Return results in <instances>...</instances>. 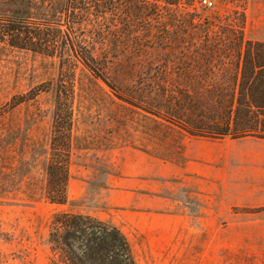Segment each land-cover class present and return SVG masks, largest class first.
Returning a JSON list of instances; mask_svg holds the SVG:
<instances>
[{"label":"rangeland","instance_id":"374dc122","mask_svg":"<svg viewBox=\"0 0 264 264\" xmlns=\"http://www.w3.org/2000/svg\"><path fill=\"white\" fill-rule=\"evenodd\" d=\"M201 1L106 0L104 17H85L71 35L102 43L109 72L94 79L81 65L76 71L65 206L43 199L54 102L38 91L56 83L58 59L0 44V264H67L49 240L58 213L117 227L136 264H264L251 253L260 245L248 239L250 210L232 208L219 221L210 211L203 221L169 215L215 206L189 196L195 183L175 167L197 142H217L192 135L225 129L227 102L242 91L238 47L264 43V0H211V8ZM153 183L154 215L105 201L109 190Z\"/></svg>","mask_w":264,"mask_h":264},{"label":"trees","instance_id":"16d2710c","mask_svg":"<svg viewBox=\"0 0 264 264\" xmlns=\"http://www.w3.org/2000/svg\"><path fill=\"white\" fill-rule=\"evenodd\" d=\"M178 2L165 0L168 7ZM106 6V0H0V44L57 58L59 62L56 83L48 90L38 91L50 92L54 102L49 157L44 165L43 199L50 205L68 203L72 105L78 65L94 79H102L109 72L102 43L86 44L71 35L86 24L85 17L102 19ZM237 57L243 62L242 91L227 102L225 129L192 136L264 140V43L245 42V51L240 45ZM231 122L235 129H231ZM51 224L50 244L66 255L67 264H136L126 237L114 226L71 213L55 214Z\"/></svg>","mask_w":264,"mask_h":264},{"label":"crops","instance_id":"0c3cea01","mask_svg":"<svg viewBox=\"0 0 264 264\" xmlns=\"http://www.w3.org/2000/svg\"><path fill=\"white\" fill-rule=\"evenodd\" d=\"M214 141L217 142H197L193 150L185 151L182 155L185 162L175 169L176 176L180 174L184 181H194V188L190 185L189 196L205 201L207 206L208 200H216L215 206L209 210L208 207H200V215L195 216L187 215L185 207L173 214L175 211L170 207L172 214L169 215L183 217L190 222L193 218L203 221L210 211L214 215L210 218L219 221V217L226 216L232 208H246L251 211L247 215L248 239L259 241L260 245L251 249V253L264 256V140L248 137ZM152 163V172L157 170L155 174H159V161L153 158ZM109 192L110 196L105 201L112 206L134 207L142 214L149 213L150 209L153 215L160 209V190L154 183L151 189L139 187L136 192L129 189ZM169 199L172 198H168V206Z\"/></svg>","mask_w":264,"mask_h":264},{"label":"built area","instance_id":"2783aa9c","mask_svg":"<svg viewBox=\"0 0 264 264\" xmlns=\"http://www.w3.org/2000/svg\"><path fill=\"white\" fill-rule=\"evenodd\" d=\"M201 3L204 7L211 8L213 7L214 3L211 0H202Z\"/></svg>","mask_w":264,"mask_h":264}]
</instances>
